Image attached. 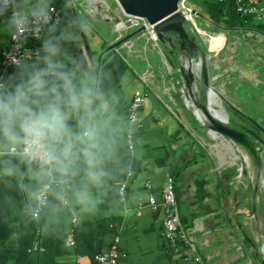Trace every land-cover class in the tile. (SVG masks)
<instances>
[{
    "label": "crops",
    "instance_id": "obj_1",
    "mask_svg": "<svg viewBox=\"0 0 264 264\" xmlns=\"http://www.w3.org/2000/svg\"><path fill=\"white\" fill-rule=\"evenodd\" d=\"M62 4L63 0H55L61 15ZM71 12L84 15L90 23V31L81 34L80 48L72 50L106 65L111 79L105 81V87L114 90L119 99L113 151L105 161V182L99 193L93 190L102 203L95 214L82 218L71 196L67 204L53 200L58 206L48 211L53 230L42 232L22 214L25 194L19 184L28 177H10L3 171L8 160L21 171L25 165L14 157L0 156V264H96V256L106 252L115 237L119 239L120 264H194L183 262V249L176 252L168 247L162 237L163 210L159 207L154 211L149 205L150 197L161 202L166 178L174 181L181 223L194 238L196 253L208 260L207 264H263L257 251L260 245L264 248V165L261 175L251 157L229 140L214 135L199 119L194 101L202 100L206 92L199 80L200 69L194 88L198 98L191 100L180 76V58L169 47H157L152 53L151 46L132 37L129 43L125 44L128 39L112 48L120 41L115 31L111 33L96 18L80 12L77 5ZM3 28L4 21L0 20V54L10 44V35ZM239 30L253 35L257 32L256 28ZM139 41L142 47L137 45ZM37 44L39 47L40 42ZM223 52L221 46H207L205 52L199 48L196 55L198 61L219 55L212 58L216 62L213 68H202L211 88L212 113L220 120L227 119L228 124L225 112L232 108L247 112L242 118H250L252 124L263 123L264 110H260V96L255 90L258 81H248L251 90L242 97L235 84L229 90L227 71L222 69L228 57ZM152 54L161 60L157 57L153 61ZM151 69L154 77L146 74ZM14 71V67L5 68L0 58V75ZM212 91L217 101L212 99ZM136 93L146 96L139 109V124L132 128L130 149L129 106ZM236 123L252 129V124ZM239 169L242 175L238 178ZM121 184H126L124 201L119 196ZM229 233H233L232 238ZM68 236H72L73 246L66 244ZM36 242L42 251H33Z\"/></svg>",
    "mask_w": 264,
    "mask_h": 264
},
{
    "label": "clouds",
    "instance_id": "obj_2",
    "mask_svg": "<svg viewBox=\"0 0 264 264\" xmlns=\"http://www.w3.org/2000/svg\"><path fill=\"white\" fill-rule=\"evenodd\" d=\"M0 0L3 30L13 38L8 62L15 71L0 75V156L14 157L4 174L27 176L22 214L42 232L51 228L48 211L71 201L83 217L95 214L102 201L105 161L113 151V122L119 99L105 87L111 72L80 48L90 23L73 15L77 0ZM29 39L39 47L26 48ZM51 198V199H50ZM82 218H77L81 220Z\"/></svg>",
    "mask_w": 264,
    "mask_h": 264
},
{
    "label": "rangeland",
    "instance_id": "obj_3",
    "mask_svg": "<svg viewBox=\"0 0 264 264\" xmlns=\"http://www.w3.org/2000/svg\"><path fill=\"white\" fill-rule=\"evenodd\" d=\"M264 2V0H262ZM215 0H183L179 7L183 13H188L191 17L187 19L186 30L195 37L199 48L202 52H205V47L210 46L211 48H217L219 46L223 47V51L226 52L228 57V62L222 69L227 71L226 80L230 84L229 90L232 89V85L237 89L236 92L239 96H244L245 92H250L251 88L247 85L248 81L251 79L256 83L258 81V86L255 90L259 92L260 96V110H264V24L257 23L255 26L257 32L256 34L248 33L249 31H242L239 29H228L222 23L215 22V15L212 12V5ZM77 8L80 12L85 14H90L92 17L96 18L102 26L108 31L113 33L115 31L114 25L116 19L122 16L121 11L116 0H77ZM186 16V15H185ZM137 29H129L124 32H117L115 34L119 36V39L127 37L129 34L133 33ZM251 30V29H249ZM255 30V29H253ZM252 32V30H251ZM141 38V40L148 47L151 46L150 51L155 53V49L159 47L161 50L168 47L167 44H162L158 40L153 42L150 39L149 31L138 34L132 39ZM131 39L126 41L125 44L129 43ZM137 42V45L142 47L143 42ZM124 44V43H123ZM223 52V53H224ZM215 56L218 59L219 55L211 54L210 57L205 59H200L197 68L202 71L203 66H208L213 68L216 63L214 59ZM152 60L154 61L157 57L161 60L159 55L152 54ZM259 62V63H257ZM150 69V68H149ZM199 72V80L201 79ZM154 70H147L146 74L149 77L153 76ZM214 76H211L213 80ZM198 81V80H197ZM201 81V80H200ZM199 81V82H200ZM207 89L204 95L207 94ZM212 93H214L212 91ZM215 94V93H214ZM183 95V94H182ZM195 98H198V94H195ZM232 109V108H231ZM225 112L226 117L228 116L229 122L228 126L234 129H239L240 126L237 121H243L245 126L251 127V119L242 118L247 112H235L233 109ZM220 112V111H218ZM221 114V113H220ZM219 114V115H220ZM242 118V120H241ZM221 120L227 122V119L221 117ZM247 120V121H246ZM204 124L207 127L208 123L204 120ZM260 128L264 131V122L259 123ZM262 175V173H261ZM257 251L261 258L264 259V248ZM262 261V260H261ZM264 264V261H262Z\"/></svg>",
    "mask_w": 264,
    "mask_h": 264
},
{
    "label": "water",
    "instance_id": "obj_4",
    "mask_svg": "<svg viewBox=\"0 0 264 264\" xmlns=\"http://www.w3.org/2000/svg\"><path fill=\"white\" fill-rule=\"evenodd\" d=\"M116 1L124 15L145 20L147 25L152 27V31L160 43L167 44L172 51L176 50L175 56L180 58V60L178 59L179 72L184 88L187 90L189 98L195 100L194 88L199 64L196 55L199 48L195 37L186 30L187 18L179 7L183 0ZM145 31H147V27L143 25L127 37L117 41L112 48ZM200 80L208 91L203 97V101H194V105L203 114L208 123L209 131L241 148L251 157L257 169L261 172L264 165V141L251 130L234 129L228 126L227 122L218 119L212 113L210 106L209 92L211 88L205 69H202ZM205 99L206 103H204ZM255 125L259 128L257 124ZM232 236L233 233H229V238H232Z\"/></svg>",
    "mask_w": 264,
    "mask_h": 264
},
{
    "label": "built area",
    "instance_id": "obj_5",
    "mask_svg": "<svg viewBox=\"0 0 264 264\" xmlns=\"http://www.w3.org/2000/svg\"><path fill=\"white\" fill-rule=\"evenodd\" d=\"M218 2L224 3L226 0H217ZM235 6L236 14L243 20L251 19L253 23L264 24V2L262 0H232ZM56 12L60 14V11L56 9ZM61 15V14H60ZM145 25L147 31H152V27L148 26L146 21L136 17H130L122 14L116 19L114 28L115 31L121 33L129 29H138ZM155 36V34L153 33ZM156 37V36H155ZM157 40V39H156ZM13 38L10 36V44L8 48L0 54V58L5 68L14 67L8 62V54L13 51ZM38 40L29 39L26 48L35 49L38 47ZM145 93H136L133 101L129 106V117L128 125L129 130L127 132L128 146L132 148V128L139 124V109L143 104ZM242 169H239L237 177H241ZM126 191V184H121L119 188L120 200L124 201ZM149 205L152 210H157L159 207L163 210V231L162 237L165 243L171 250L179 251L183 249L185 255L183 262H192L194 264H207L208 260H203L195 251V240L191 236L188 229L183 227L179 213H178V201L175 192L174 181L172 178H166L163 187L161 202L158 203L153 197L149 199ZM118 241L117 237L114 238L112 245L108 250L102 254L96 256V264H120L119 263V252H118ZM68 246L74 245L72 236H68L66 239ZM33 251H42L39 243L36 242L33 246Z\"/></svg>",
    "mask_w": 264,
    "mask_h": 264
},
{
    "label": "trees",
    "instance_id": "obj_6",
    "mask_svg": "<svg viewBox=\"0 0 264 264\" xmlns=\"http://www.w3.org/2000/svg\"><path fill=\"white\" fill-rule=\"evenodd\" d=\"M212 12L215 15V22L222 23L228 29H246L255 28L251 19H241L235 11V6L232 0H226L224 3L215 0L212 5ZM245 239L250 241L246 233Z\"/></svg>",
    "mask_w": 264,
    "mask_h": 264
},
{
    "label": "bare ground",
    "instance_id": "obj_7",
    "mask_svg": "<svg viewBox=\"0 0 264 264\" xmlns=\"http://www.w3.org/2000/svg\"><path fill=\"white\" fill-rule=\"evenodd\" d=\"M186 16V18L187 19H189L191 16L188 14V13H184ZM149 33H150V39L153 41V42H156V37L153 35V33L151 32V31H149ZM198 66L200 67V64H198ZM197 66V67H198ZM212 95V99L213 100H216L217 101V99H216V95L214 94V93H212L211 94ZM187 101V100H186ZM197 114H198V117H199V119L201 120V121H204L205 120V118H204V116H203V114L200 112V111H197ZM223 115V114H222ZM225 122V121H224ZM215 135V134H214Z\"/></svg>",
    "mask_w": 264,
    "mask_h": 264
},
{
    "label": "flooded vegetation",
    "instance_id": "obj_8",
    "mask_svg": "<svg viewBox=\"0 0 264 264\" xmlns=\"http://www.w3.org/2000/svg\"><path fill=\"white\" fill-rule=\"evenodd\" d=\"M175 51L176 50H174V52ZM241 129H248V130L253 131L259 138H261L264 141V131L260 128V126H259V128L256 127L255 123L252 124V129L246 128L244 126L243 127L241 126L239 130H241Z\"/></svg>",
    "mask_w": 264,
    "mask_h": 264
}]
</instances>
